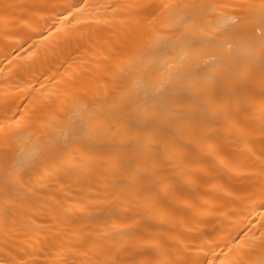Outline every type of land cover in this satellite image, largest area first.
<instances>
[{
    "label": "bare ground",
    "instance_id": "6f19581e",
    "mask_svg": "<svg viewBox=\"0 0 264 264\" xmlns=\"http://www.w3.org/2000/svg\"><path fill=\"white\" fill-rule=\"evenodd\" d=\"M143 2L88 0L77 23L65 0H0V122L13 133L0 144V264H92L116 249L121 264L264 260L258 65L244 86L225 79L212 95L188 88L191 74L218 62L207 55L211 40L251 50L259 13L237 36L225 17L184 5L243 0L125 7ZM170 2L180 7H159ZM81 75L96 86L64 95ZM57 96L63 103L37 124L34 113ZM85 108L106 113L103 128L117 131L97 123L81 132ZM67 136L75 152L61 148Z\"/></svg>",
    "mask_w": 264,
    "mask_h": 264
},
{
    "label": "snow or ice",
    "instance_id": "6c2138e0",
    "mask_svg": "<svg viewBox=\"0 0 264 264\" xmlns=\"http://www.w3.org/2000/svg\"><path fill=\"white\" fill-rule=\"evenodd\" d=\"M94 7V6H93ZM107 7L120 8V5H107ZM125 7H132L136 9H150L153 7L151 0H144L143 3L125 5ZM159 7L166 8H175L180 7V5L174 4L172 2L166 5H159ZM184 7L193 8L196 10L208 9L213 13L225 17L226 20L235 25V34L237 36L242 35L245 31L244 25L249 22V19L256 13H259L260 18V27L258 28V37L254 38L255 45L247 54L240 52L233 53L232 43L230 40L221 42L219 38L211 40L210 43L216 47L215 52L207 53L211 56L213 60H216L218 57V62L210 65H205L203 69L198 70L197 73L191 74L188 79L191 81L188 85L189 90L192 93L206 92L210 95L214 94L215 88L217 85L224 83L225 79L235 80L241 86L247 85L250 80L255 79L257 73L255 71L258 65V78L260 83V93L259 95L264 98V0H259V4H255L252 0H243L240 3H230V2H220V3H205V4H193V5H184ZM89 8L88 0H80L79 5L72 2V0H65V11L68 13V16L73 20H76L77 23L82 21L78 17ZM229 8L237 9L238 12L234 16H228L226 10ZM63 23V21H61ZM106 23V21H105ZM193 23V21H189ZM60 29L57 28L56 31ZM229 31L226 30V35ZM46 39V37H42ZM83 39L84 37H80ZM96 86L95 82L88 78L87 76H74L70 77L66 84V91L64 95L70 96L73 99H76V93H85L90 91ZM247 91L250 94L247 98L249 101H252L254 93L251 88H248ZM63 101L59 96L56 98L49 97L48 103L41 106L36 113H34V119L37 124L43 123L46 118H48L56 109L57 105L62 104ZM257 110L260 112L261 116L264 117V102H261L258 105ZM85 111H88L85 108ZM106 113L97 112V111H88V126L80 129L84 134L95 131L97 123L101 126V131H111L116 132L117 128L115 125L109 126L107 129L103 128V118L106 116ZM234 128L237 132L243 133L244 130L238 125L234 124ZM13 135L9 130H6L3 122H0V144H3L7 148L8 140ZM61 148L69 152H75V141L71 136L64 138V141L61 143ZM24 162H18L17 167H23ZM8 175L5 174L4 184H8ZM156 247V245H153ZM120 250L116 249L115 251L109 250L102 252V259L93 261L92 264H121L120 260L117 258L119 256ZM86 255V254H85ZM16 264H33L31 261H25L21 259L16 262ZM47 264H68L67 261H62L56 258L50 259ZM169 264H185L181 261H170ZM203 264H216L215 258H209L205 256ZM221 264H225L224 261H221ZM239 264V262H238ZM247 264V262H245ZM261 264H264V260L261 261Z\"/></svg>",
    "mask_w": 264,
    "mask_h": 264
}]
</instances>
